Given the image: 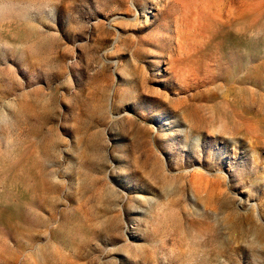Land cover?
<instances>
[{
    "label": "rangeland",
    "instance_id": "obj_1",
    "mask_svg": "<svg viewBox=\"0 0 264 264\" xmlns=\"http://www.w3.org/2000/svg\"><path fill=\"white\" fill-rule=\"evenodd\" d=\"M0 264H264V0H0Z\"/></svg>",
    "mask_w": 264,
    "mask_h": 264
}]
</instances>
